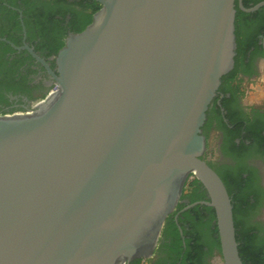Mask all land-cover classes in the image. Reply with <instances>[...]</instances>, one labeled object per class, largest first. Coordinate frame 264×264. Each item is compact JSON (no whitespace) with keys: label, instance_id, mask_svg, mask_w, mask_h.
<instances>
[{"label":"water","instance_id":"water-1","mask_svg":"<svg viewBox=\"0 0 264 264\" xmlns=\"http://www.w3.org/2000/svg\"><path fill=\"white\" fill-rule=\"evenodd\" d=\"M57 57L58 93L0 114V264L150 259L192 173L225 264H243L233 204L202 128L234 67L236 1L96 0Z\"/></svg>","mask_w":264,"mask_h":264},{"label":"flooded vegetation","instance_id":"flooded-vegetation-1","mask_svg":"<svg viewBox=\"0 0 264 264\" xmlns=\"http://www.w3.org/2000/svg\"><path fill=\"white\" fill-rule=\"evenodd\" d=\"M261 3H251L250 8ZM98 6L96 0H0V114L25 112L48 95L57 85L59 52L71 35L82 32L88 16L93 20ZM263 7L241 12L254 14ZM263 27L264 16L239 17L243 51L221 80L202 128L206 139L203 159L221 179L222 175L234 182L246 179L244 189L236 187L230 197L248 200L234 216L247 264H264ZM200 184L188 188L190 196L181 198L167 218L154 255L128 264H225L216 220L205 209L211 208L205 204L209 196ZM197 206L198 212L185 215ZM172 223L179 231L181 250L174 246Z\"/></svg>","mask_w":264,"mask_h":264},{"label":"trees","instance_id":"trees-1","mask_svg":"<svg viewBox=\"0 0 264 264\" xmlns=\"http://www.w3.org/2000/svg\"><path fill=\"white\" fill-rule=\"evenodd\" d=\"M264 0H243V6L245 8H250L252 5L251 3H259V2H262ZM101 6H98L94 12H98L100 10ZM236 11H237V14H236V21H235V26H236V40H237V56L235 58V61L237 62V58L238 56L242 53V46L240 44V41H239V35H238V19L239 17L243 16L245 18H247L248 20H250L251 18H255L257 16H264V7L261 8L259 10L258 13H254V14H245L244 12H241V10H239L238 8V4H237V1H236ZM92 23V15L88 16L87 18V21L85 23V25L80 29V31H83L87 26H89L90 24ZM264 29V27H263ZM262 29V30H263ZM222 79H225V77H223ZM222 180L224 181L226 187H227V190L229 192V195L231 196V194L234 192L233 190L236 189V187L240 190H243L244 189V185L246 183V179H238V181H231L230 179H228L226 176L222 175ZM200 182L195 179L194 181H192L190 184H188L187 186L189 188H192L193 186H196V185H199ZM201 185V184H200ZM190 195L188 194H184L182 196V199L183 198H186V197H189ZM232 199V204H233V212H234V216L235 214L239 211V209L241 207H243V205L247 204L248 203V200L247 199H243V198H239L237 195H235V197H231ZM191 202H195V199H192ZM200 209V206H197V207H194L193 209L189 210L185 215L191 213V212H198ZM206 210H209L211 213H212V219L213 220H216V216H215V213H214V210L212 208H205ZM172 227L175 228V225L172 223L171 224ZM176 229V228H175ZM235 229H236V238H237V242H238V245H239V254H240V257L242 259V261L247 264L248 262V257L246 256V249L243 247L242 245V240L241 238L238 236V233H237V225H236V222H235ZM216 232H217V228H216ZM174 237L177 239V241L174 242V246L176 244V247L178 246V248L181 250V243L182 241L180 240L179 238V231L176 229L174 231ZM188 246L191 248L192 247V241L190 240L189 242H187ZM219 246V244H218Z\"/></svg>","mask_w":264,"mask_h":264},{"label":"built area","instance_id":"built-area-1","mask_svg":"<svg viewBox=\"0 0 264 264\" xmlns=\"http://www.w3.org/2000/svg\"><path fill=\"white\" fill-rule=\"evenodd\" d=\"M58 91H59V86L58 85H55L51 90H50V92L48 93V95L44 98V99H42V100H39L38 102H36L34 105H33V109L34 108H37L38 106L37 105H39V104H44L49 98H51V97H53V96H55L57 93H58ZM188 179H190L191 181L194 179H196V175H195V173H192L190 176H189V178Z\"/></svg>","mask_w":264,"mask_h":264},{"label":"rangeland","instance_id":"rangeland-1","mask_svg":"<svg viewBox=\"0 0 264 264\" xmlns=\"http://www.w3.org/2000/svg\"><path fill=\"white\" fill-rule=\"evenodd\" d=\"M192 181H194V179L192 180ZM190 179H188L187 180V182H186V185H185V188H184V190H183V194H182V196L184 195V194H187V191H188V184H190L191 182H192ZM182 198V197H181Z\"/></svg>","mask_w":264,"mask_h":264},{"label":"bare ground","instance_id":"bare-ground-1","mask_svg":"<svg viewBox=\"0 0 264 264\" xmlns=\"http://www.w3.org/2000/svg\"><path fill=\"white\" fill-rule=\"evenodd\" d=\"M43 104H39V105H37L38 107H40V106H42Z\"/></svg>","mask_w":264,"mask_h":264}]
</instances>
